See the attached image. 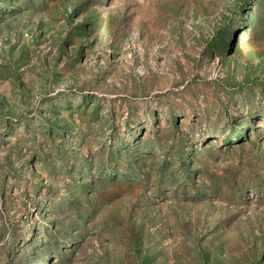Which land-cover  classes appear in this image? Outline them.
Listing matches in <instances>:
<instances>
[{
  "label": "rangeland",
  "instance_id": "1",
  "mask_svg": "<svg viewBox=\"0 0 264 264\" xmlns=\"http://www.w3.org/2000/svg\"><path fill=\"white\" fill-rule=\"evenodd\" d=\"M0 264H264V0H0Z\"/></svg>",
  "mask_w": 264,
  "mask_h": 264
}]
</instances>
